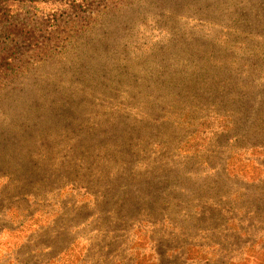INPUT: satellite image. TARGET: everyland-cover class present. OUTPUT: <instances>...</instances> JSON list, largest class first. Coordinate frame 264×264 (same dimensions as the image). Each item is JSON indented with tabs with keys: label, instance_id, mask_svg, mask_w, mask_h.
<instances>
[{
	"label": "rangeland",
	"instance_id": "374dc122",
	"mask_svg": "<svg viewBox=\"0 0 264 264\" xmlns=\"http://www.w3.org/2000/svg\"><path fill=\"white\" fill-rule=\"evenodd\" d=\"M58 10L22 8L46 46L0 73V264H264V0H108L50 25ZM123 83L161 86L172 147L72 150L69 98Z\"/></svg>",
	"mask_w": 264,
	"mask_h": 264
},
{
	"label": "trees",
	"instance_id": "16d2710c",
	"mask_svg": "<svg viewBox=\"0 0 264 264\" xmlns=\"http://www.w3.org/2000/svg\"><path fill=\"white\" fill-rule=\"evenodd\" d=\"M108 0H0V28L5 38L0 45V73L8 75L10 65L23 54L39 50L46 46L44 34L47 27L40 26L42 22L33 24L31 21L22 20L19 12L26 6L36 4H50L59 7L57 13L50 15L52 24L58 25L64 22L84 19L88 14L99 7L106 5ZM60 22V23H59ZM51 32V31H49ZM132 76H136L132 75ZM145 84L123 83L120 85L105 86L101 90H95L93 86L88 88V93L99 91L104 97L103 100H90L81 102L76 96L70 97L68 102L73 106L70 117L82 119L86 123L87 132L82 139H77L76 144L70 147L72 150L81 148L91 150L101 148L110 152L117 151L120 155L135 148V142H145L150 139L160 149L172 147L168 130L173 127L180 118H172L167 115L166 109L162 116H156L155 111L159 103L148 96L153 91L160 93L161 86L151 87ZM71 92L72 91H66ZM75 94V92H74ZM192 106L191 104H185ZM63 105H58L61 116H68ZM88 112L85 111L87 107ZM182 107H185L184 105ZM252 108H254L252 106ZM87 109V110H88ZM217 118L225 120L224 129H233L240 125V117H230L227 114L221 115L218 112ZM87 115V116H85ZM65 118V117H63ZM236 119V121H234ZM63 120V119H62ZM182 124L175 125L179 128ZM193 126L192 123H188ZM250 125V124H249ZM248 125V126H249ZM78 127L80 125L78 124ZM251 128V125L249 126ZM72 143V141H70ZM103 147V148H102ZM178 146L175 145L174 148Z\"/></svg>",
	"mask_w": 264,
	"mask_h": 264
}]
</instances>
